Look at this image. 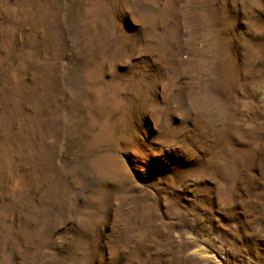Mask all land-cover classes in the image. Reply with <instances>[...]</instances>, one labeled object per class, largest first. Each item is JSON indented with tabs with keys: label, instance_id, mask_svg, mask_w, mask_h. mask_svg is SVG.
<instances>
[{
	"label": "rangeland",
	"instance_id": "obj_1",
	"mask_svg": "<svg viewBox=\"0 0 264 264\" xmlns=\"http://www.w3.org/2000/svg\"><path fill=\"white\" fill-rule=\"evenodd\" d=\"M0 264H264V0H0Z\"/></svg>",
	"mask_w": 264,
	"mask_h": 264
}]
</instances>
